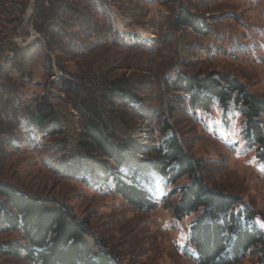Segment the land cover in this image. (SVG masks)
<instances>
[{
	"label": "rangeland",
	"instance_id": "obj_1",
	"mask_svg": "<svg viewBox=\"0 0 264 264\" xmlns=\"http://www.w3.org/2000/svg\"><path fill=\"white\" fill-rule=\"evenodd\" d=\"M184 1L198 16L201 33L170 29L177 0H106L112 29L125 42L126 35L135 36V44L108 45L85 58H77L81 57L78 52H64L68 47L49 45L50 35L35 28L31 15L33 27L44 43L38 42L43 55L36 62H29L27 68L31 80L40 83L44 93L66 102L65 96L52 90L50 84L72 80V74L79 76L82 71H96L104 80L127 79L139 96L147 99L152 119L133 120L129 135L133 150L117 143L124 149L117 171L121 176H134L152 195L156 191L153 180L158 177L160 196L168 195L164 201L156 198L159 202L154 210L135 209L112 184L102 186L106 175L97 165L66 163L48 142L37 149L10 152L4 159L0 181L18 193L63 202L93 236L116 253L121 264H198L196 251L188 241L197 213L176 217L174 205L179 202V195L170 194L161 163L145 156L161 137V112L170 95L169 87L164 85L167 79L177 71L199 78L226 74L264 101V0ZM34 3L35 0H0V42L14 29L27 31L25 24L19 26V19L29 5L32 11ZM83 63L90 67H80ZM171 116L168 122L183 149L200 162L199 174L204 184L239 199L242 210L246 206L257 214L255 225L264 234V147L248 145L242 113L233 105L223 110L214 103L206 111L185 104L172 111ZM72 119L75 125L76 120ZM262 127L264 131V124ZM96 169L103 172V177L95 176ZM189 184V179L183 177L175 187ZM20 240L19 232L0 234V245ZM0 264L39 263L26 260L20 249L17 254H0ZM237 264L258 263L255 256L249 255Z\"/></svg>",
	"mask_w": 264,
	"mask_h": 264
},
{
	"label": "trees",
	"instance_id": "obj_2",
	"mask_svg": "<svg viewBox=\"0 0 264 264\" xmlns=\"http://www.w3.org/2000/svg\"><path fill=\"white\" fill-rule=\"evenodd\" d=\"M177 1L170 29L201 33L198 16L184 0ZM108 11L106 0H35L31 15L35 28L50 35L49 45L68 47L64 52H78L81 57L77 58H85L108 45L135 44V36L126 35L125 42L112 29ZM40 41L0 56V171L10 152L52 143L66 163L97 165L106 175L102 186L112 184L135 209L154 210L159 201L141 189L134 176H121L117 171L123 148L133 150L129 142L133 120L152 119L147 99L139 96L127 79L104 80L96 71H82L79 76L72 74V80L50 84L52 90L65 96L66 102L44 93L40 83L31 80L27 68L29 62L43 55ZM60 63L58 67L64 71ZM83 64L80 67L88 66ZM164 85L169 87L170 95L161 112V137L145 156L161 163L170 194L179 195L174 205L176 217L197 213L188 240L196 251L197 263L237 264L250 255L258 264H264V234L255 225L257 214L246 206L242 210L236 197L215 192L204 184L200 162L185 152L168 122L171 112L185 104L206 111L214 103L223 110L233 105L243 115L248 145L264 147V101L226 74L199 78L177 71ZM183 177L190 184L176 188ZM5 232H19L21 240L1 244L2 255L23 249L26 260L39 264H121L116 253L93 236L63 202L18 193L0 181V234Z\"/></svg>",
	"mask_w": 264,
	"mask_h": 264
},
{
	"label": "built area",
	"instance_id": "obj_3",
	"mask_svg": "<svg viewBox=\"0 0 264 264\" xmlns=\"http://www.w3.org/2000/svg\"><path fill=\"white\" fill-rule=\"evenodd\" d=\"M31 13L27 18H24L21 22V26L25 24L27 26V31L24 33L20 29H14L8 35V38L2 36V43L0 45V56L5 54V52H11L14 47H19L20 44L30 42L32 40H41L44 41L41 36L36 32L31 21ZM24 26V25H23Z\"/></svg>",
	"mask_w": 264,
	"mask_h": 264
},
{
	"label": "bare ground",
	"instance_id": "obj_4",
	"mask_svg": "<svg viewBox=\"0 0 264 264\" xmlns=\"http://www.w3.org/2000/svg\"><path fill=\"white\" fill-rule=\"evenodd\" d=\"M31 8H32V5L30 6L29 5V7L27 8V9H25L24 10V12L21 14V17H20V22H22V20H24V18H27L29 15H30V12H31ZM19 15V14H18ZM19 17V16H18ZM33 41H35V40H32V41H30V42H26V43H22V44H20L19 45V47H17V48H25V47H27L31 42H33ZM141 137V136H140ZM140 145V144H139ZM155 162V161H154ZM144 165H148V166H151L149 163H145ZM148 166H146V167H148ZM150 168V167H149ZM128 169V168H127ZM126 169V170H127ZM132 169V168H131ZM130 169V170H131ZM148 172V171H147ZM144 173H145V171H144ZM95 176L96 177H103V172L101 171V170H99V169H96L95 170ZM148 183V182H147ZM154 186V187H153ZM153 186H152V188H154V189H156V191H153V193H154V197H156V194L158 195V196H160L161 195V192H162V189H161V182H160V180H159V178L158 177H155V179L153 180ZM156 192V193H155Z\"/></svg>",
	"mask_w": 264,
	"mask_h": 264
}]
</instances>
